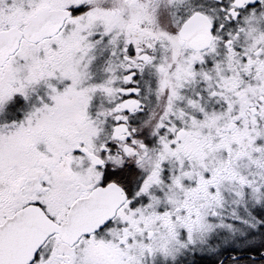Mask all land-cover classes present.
I'll use <instances>...</instances> for the list:
<instances>
[{
	"label": "snow or ice",
	"instance_id": "snow-or-ice-1",
	"mask_svg": "<svg viewBox=\"0 0 264 264\" xmlns=\"http://www.w3.org/2000/svg\"><path fill=\"white\" fill-rule=\"evenodd\" d=\"M0 264H264V0H0Z\"/></svg>",
	"mask_w": 264,
	"mask_h": 264
}]
</instances>
